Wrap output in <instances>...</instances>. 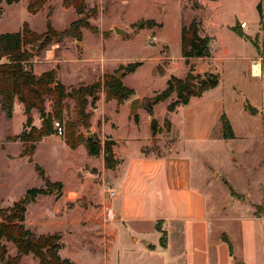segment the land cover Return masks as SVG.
Wrapping results in <instances>:
<instances>
[{"label":"rangeland","instance_id":"rangeland-1","mask_svg":"<svg viewBox=\"0 0 264 264\" xmlns=\"http://www.w3.org/2000/svg\"><path fill=\"white\" fill-rule=\"evenodd\" d=\"M27 8L24 3L13 7L3 3L5 25L16 27L24 22L18 30L27 24L36 36L28 37L25 45L33 54V73L42 74L45 70L41 72L40 64H45L46 69L56 71L57 78L63 74L67 83L60 80L69 93L93 83H99L100 89L97 100L88 99L86 124L74 97L64 101L61 117L54 112L52 97H46L52 133L31 142L20 137L32 127H42L39 111L32 110L28 127L23 104L15 98L9 115L0 96V209L20 202L28 189H44L34 202L24 198L26 214L32 224H43L42 230L54 223L51 234L60 236L62 264H104L101 254L107 248L99 238L111 231L115 218L108 208L111 180L103 166L106 141L117 139V150L133 156L141 147L143 153L157 155L171 148L190 157L194 178H199L216 207L218 224L227 233L234 255L240 258L242 254L244 229L255 237L252 264H264V0H84L82 12L64 6L62 0H48L35 16ZM76 20L83 25L80 39L63 34ZM192 20L200 24L201 35L213 36L210 48L216 57L223 56L224 46L229 47L232 58L214 62L220 85L203 98L195 97L192 103L169 111L177 98L174 93L150 111L151 99L167 87L169 79L185 77L189 70L180 56L177 33L179 24ZM242 21L248 23L246 28L240 26ZM163 25L169 47L156 38ZM234 26L241 35L233 31ZM115 27L127 33L118 34ZM48 51H52L50 59L45 60ZM82 59H87V65L78 72L69 68L70 61ZM5 61L0 56V62ZM257 61L259 79L251 74ZM135 63L139 66L130 71ZM113 79L132 89L127 98L107 97V84ZM134 99H139L138 107L131 109ZM223 113L235 138L222 137ZM56 121L63 126V136L57 135ZM91 142L99 143V155L89 154ZM111 145L114 152L116 144ZM7 246L8 255H15L16 246L11 242ZM21 264H40V260L29 254Z\"/></svg>","mask_w":264,"mask_h":264},{"label":"crops","instance_id":"crops-1","mask_svg":"<svg viewBox=\"0 0 264 264\" xmlns=\"http://www.w3.org/2000/svg\"><path fill=\"white\" fill-rule=\"evenodd\" d=\"M26 1L20 0L17 3H5V5L13 7L24 3L28 7ZM5 14L3 11L0 18V33L18 32V27L24 22L16 27H7ZM30 14L32 16L37 15V13ZM182 27L183 25L180 26L179 24L177 39L180 45V56L184 58L182 56ZM31 28L34 27L31 26ZM163 28L164 25L157 32L156 38L162 40V45L165 44L169 47L168 38L163 32ZM207 33L209 34V32ZM202 36H207V34ZM209 36L212 46L213 36ZM82 46L86 51L84 42ZM50 52L52 51L46 53L45 60L46 58L50 59ZM222 55L216 57L211 50L210 57L193 60L194 72L198 74L217 73L220 80V73L216 72L217 67L214 62L215 60L222 62L224 59L232 58L228 46L223 47ZM252 57L253 55L245 58ZM184 60L186 59L184 58ZM71 62L68 63L71 65L69 68L75 72L87 65V59H82L79 61L80 63ZM40 66L42 67L41 72L49 70L44 67L45 64H40ZM251 74L254 75V73ZM58 76V80L61 78L63 80L64 76L61 72ZM253 77L259 79L260 75ZM63 82L67 83L64 80ZM219 85L212 89H217ZM208 91L204 92L203 95ZM203 95L197 98H203ZM194 98L192 97L184 105L192 103ZM219 103L223 107V100ZM207 135L210 137L209 134ZM114 142L116 144L114 156L119 160L117 168L114 170L107 169L105 158H103L105 175L110 176V186L112 190H115L108 207L115 218L112 217L111 231H106L105 236L102 235L99 238L100 245L104 244L107 248L106 252L101 254L103 258L101 263L252 264L255 262V237L253 234H247L244 229L242 231L241 246L243 248H241L240 258H237L233 251L231 253L229 244L225 240V237L228 240L229 237L218 224L220 220L218 211L213 204H210L199 178L197 180L194 178L190 157L178 155L171 148H164L163 152L158 155L146 154L143 153L142 147L140 153L133 156L130 152L117 150V143L119 142L117 139ZM106 169L109 173H106ZM105 220L107 219L105 218ZM39 223L32 224L28 219V214H25L26 226L37 235L52 233L54 223H50L49 230L39 228L43 226ZM158 225L166 232L165 244L161 243L163 233L158 230ZM107 240L108 244L105 243Z\"/></svg>","mask_w":264,"mask_h":264},{"label":"trees","instance_id":"trees-1","mask_svg":"<svg viewBox=\"0 0 264 264\" xmlns=\"http://www.w3.org/2000/svg\"><path fill=\"white\" fill-rule=\"evenodd\" d=\"M20 0H0V18L3 13V3L13 4ZM48 0H28V10L30 13L39 12ZM64 6H74L78 12H82L84 0H62ZM261 12L260 4L258 6ZM49 28L51 27L48 21ZM199 23L192 20L190 24L182 27V56L190 65L185 77L172 76L167 82V87L151 99L148 108L152 111L153 105L165 101L172 94H176V100L168 107L169 111H174L177 106L187 104L192 97H200L204 92L215 88L219 84V74L206 72L198 74L194 72L193 60L211 56V37L202 36L199 32ZM81 20L71 23L63 34L66 36H75L81 38L82 28ZM240 27V26H239ZM235 33L241 35L233 27ZM28 37H36L30 32L27 24L22 31L0 33V56L6 57L5 62H0V96L2 108L11 115L13 111L14 100L17 98L24 106V112L27 116L26 126L32 124L31 112L37 109L42 120V127L31 128L30 133L24 132L21 139L24 142L38 141L45 135L51 134V115L46 112V97H52L54 103V112L61 117L63 112V103L68 97H74L78 115L83 121L87 122L86 107L88 99L91 97L94 101L98 99L100 89L99 83H93L87 86H80L73 89L72 93L67 91L66 86L57 78L54 69L43 72L40 75L33 73L31 59L33 54L26 48ZM39 39V38H37ZM139 63L131 65L130 71H134ZM107 97L115 98L117 101L127 98L132 89L126 88L119 79H113L107 84ZM264 119V107H263ZM222 137L225 139L235 138L233 127L225 113L221 116ZM114 141H106L104 147L105 167L107 169H116L119 160L115 158L112 145ZM74 146V145H72ZM101 147L99 143L91 142L88 145V152L91 155H99ZM42 188L28 189L24 198L34 201L38 195L44 194ZM22 202L15 203L12 207L0 209V264H21L24 256L33 254L40 260V264H62L59 250L61 249L60 236L57 234L37 235L25 224L26 207L24 199ZM158 230L163 234L161 243L166 242V232L158 225ZM232 253L233 248L230 241L225 237ZM11 242L16 246L17 252L13 256L8 255L7 243Z\"/></svg>","mask_w":264,"mask_h":264},{"label":"water","instance_id":"water-1","mask_svg":"<svg viewBox=\"0 0 264 264\" xmlns=\"http://www.w3.org/2000/svg\"><path fill=\"white\" fill-rule=\"evenodd\" d=\"M114 29H115V32L118 33V34H123V35H125V34L127 33V31H125L124 29H121V28H119V27H115ZM138 101H139V99H134V100L132 101V103H131V109H135V108L138 107V104H137ZM252 110H253V112H256L255 109L252 108ZM154 124H155V119L152 120L151 128L153 127ZM89 138H93V140L96 141V137H95V135H93V134H90V135H89ZM22 201H23V199L20 200V202H22Z\"/></svg>","mask_w":264,"mask_h":264},{"label":"built area","instance_id":"built-area-1","mask_svg":"<svg viewBox=\"0 0 264 264\" xmlns=\"http://www.w3.org/2000/svg\"><path fill=\"white\" fill-rule=\"evenodd\" d=\"M247 25H248V23H247L246 21H242V22L240 23V26H241L242 28H246ZM55 129H56V131H57V135H59V136H63V135H64V129H63V126H62V124H61L60 121H56V122H55ZM111 194L114 195V194H115V190H112V191H111Z\"/></svg>","mask_w":264,"mask_h":264},{"label":"bare ground","instance_id":"bare-ground-1","mask_svg":"<svg viewBox=\"0 0 264 264\" xmlns=\"http://www.w3.org/2000/svg\"><path fill=\"white\" fill-rule=\"evenodd\" d=\"M253 73L255 76H259L261 73V67H260V62H255L253 64Z\"/></svg>","mask_w":264,"mask_h":264}]
</instances>
